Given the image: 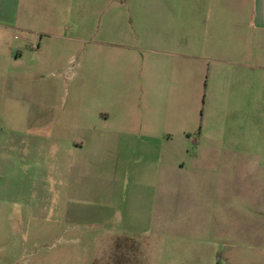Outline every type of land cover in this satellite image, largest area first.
I'll use <instances>...</instances> for the list:
<instances>
[{
	"label": "crops",
	"instance_id": "obj_1",
	"mask_svg": "<svg viewBox=\"0 0 264 264\" xmlns=\"http://www.w3.org/2000/svg\"><path fill=\"white\" fill-rule=\"evenodd\" d=\"M26 5L24 12L23 0H0V89L8 74L17 72L15 85L24 82L18 70L26 61L32 63L30 72L35 78L43 77L47 70L63 68L59 64L54 67L48 60L40 64L28 60L39 56V51L30 50L46 40L38 39L33 31L37 16L32 14V3ZM120 21L121 42H101L96 57L112 46L128 55L142 52V92L149 102L158 100L159 104L167 96L170 102L180 101L186 72L192 85L205 83L209 100L215 104H223L234 95L237 98L233 100L248 110L258 101V155L246 160L231 149L223 150V160H218L216 146L201 147L202 132L193 138L182 126L181 117L171 116L166 122L167 116L161 113L141 120L123 116L117 122H130L120 131L79 124L75 131L49 132L48 136L62 137L63 150L75 155L89 147L98 153L120 152L126 147L135 150L136 144L153 151L152 157H138L144 171L134 173L135 180L154 191L151 203L144 202L142 208L155 213L159 232L165 236L178 235L192 220L187 230L195 238L201 232H207V237L205 244H81L72 249L73 244H67L63 251L53 245L46 264H264V0H129L121 7ZM94 36L100 38L101 30ZM2 96L0 92V180L12 163V153L24 163L28 161L25 152L29 151V158L33 153V147L26 143L31 140L15 139L14 147L8 140L1 125L7 103L15 118L24 115L30 124L42 119L40 109H53L45 102ZM96 113L97 124L114 120L110 111ZM251 121L249 113L242 119ZM177 122L178 131L166 128ZM175 138L180 142L178 149L167 145ZM64 171L55 174L62 178ZM200 199L207 203L206 210L199 208Z\"/></svg>",
	"mask_w": 264,
	"mask_h": 264
},
{
	"label": "rangeland",
	"instance_id": "obj_2",
	"mask_svg": "<svg viewBox=\"0 0 264 264\" xmlns=\"http://www.w3.org/2000/svg\"><path fill=\"white\" fill-rule=\"evenodd\" d=\"M30 2L32 14L38 20L33 31L38 39L46 42L39 48L36 44L34 49H29L39 51V56L28 60L38 64L48 60L54 67L59 64L63 68L55 72L47 70L43 77L35 78L30 72L32 63L26 61L18 70L24 82L15 85L13 77L17 72L8 74L0 89L1 98L15 95L32 103L45 102L53 108L40 109L42 119L30 124L23 114L15 118L10 102L7 103L1 125L6 129L8 140L13 147L15 139L31 140L26 143L33 147V153L29 158V151L25 152L28 155L25 163L12 153V163L1 176L0 264H46L53 245L63 251L68 249L67 244H73L70 249L81 244L98 247L100 244L196 241L205 244L207 232L198 233L195 238L187 230L192 220L179 236H165L159 232L155 213H147L142 208L144 202L151 203L154 191L135 180L134 173L144 171L138 157L151 154L152 157L153 151L136 144L135 150L126 147L120 152L98 153L89 147L75 155L63 150L62 137L48 136V133L75 131L79 124L120 131L129 127L126 123L130 121L117 122L123 116L141 120L161 113L167 116L166 122L171 116L181 117L182 126L189 129L193 138L202 132L201 147L216 146L220 151L218 160H223V150L231 149L251 160L258 155L255 153L258 152V101H253L248 110L237 99L233 100L237 98L234 95L223 104H215L209 100L205 83L192 85L186 72L180 101L170 102L167 96L159 104L158 100L149 102L142 92V52L128 55L112 46L104 48L99 58L95 55L101 42H121V7L129 0H23L24 12ZM99 30L102 36L97 38L94 35ZM99 111H110L114 120L97 124ZM247 113L251 114L252 121L242 122ZM179 122L166 128L178 131ZM14 131L17 138L13 137ZM167 145L180 148L177 138ZM185 157L183 154L184 160ZM62 170L65 176L60 178L55 173ZM198 189L201 194V184ZM206 206L200 199L199 208L206 210Z\"/></svg>",
	"mask_w": 264,
	"mask_h": 264
}]
</instances>
